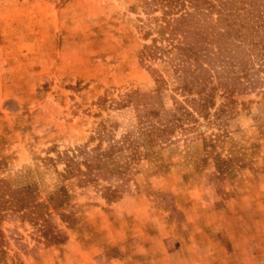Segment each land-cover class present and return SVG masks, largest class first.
<instances>
[{"label": "rangeland", "instance_id": "rangeland-1", "mask_svg": "<svg viewBox=\"0 0 264 264\" xmlns=\"http://www.w3.org/2000/svg\"><path fill=\"white\" fill-rule=\"evenodd\" d=\"M165 23L152 0H0V179L49 221L6 211L0 264H264V85L184 91L143 57Z\"/></svg>", "mask_w": 264, "mask_h": 264}, {"label": "trees", "instance_id": "trees-1", "mask_svg": "<svg viewBox=\"0 0 264 264\" xmlns=\"http://www.w3.org/2000/svg\"><path fill=\"white\" fill-rule=\"evenodd\" d=\"M159 7L165 19L169 35L165 40L168 46H145L143 57L148 60L163 59L173 70V74L184 91H197L203 94L211 86L214 78L231 92L239 86L240 90L254 89L264 85V0H152ZM218 17L214 18L213 14ZM160 82H164L160 79ZM213 92L193 98L203 109L214 105L210 98ZM190 102V100H187ZM149 113L146 114V118ZM190 114V113H188ZM152 115V114H151ZM157 114L155 113L154 116ZM181 121L180 118H178ZM146 121V120H145ZM144 121V122H145ZM151 122V132H158L159 137L169 133V125L158 126ZM170 124V123H169ZM171 125V124H170ZM150 141H154L150 139ZM85 150V151H84ZM76 156H68L67 176L82 173L86 176L81 183L92 181V171L101 167L104 153L89 155L84 147H79ZM87 155L84 163L88 171L80 169L77 156ZM105 196L112 200L117 198V190L110 188ZM69 198L67 190L62 187L51 196L56 206L62 205ZM44 203L37 202L34 188L14 191L3 179H0V219L5 212L13 210L24 212V218L44 221V228L49 222L45 218ZM47 230V229H45ZM50 241L57 242L58 236L53 233ZM8 242L0 228V260L4 259Z\"/></svg>", "mask_w": 264, "mask_h": 264}]
</instances>
